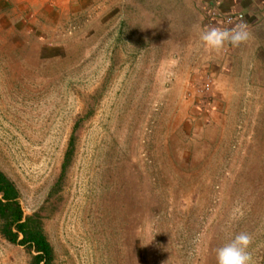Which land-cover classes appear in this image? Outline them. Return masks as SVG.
<instances>
[{"label": "rangeland", "instance_id": "obj_1", "mask_svg": "<svg viewBox=\"0 0 264 264\" xmlns=\"http://www.w3.org/2000/svg\"><path fill=\"white\" fill-rule=\"evenodd\" d=\"M196 1L0 0V169L54 264H217L241 232L264 264V0ZM30 258L0 235V264Z\"/></svg>", "mask_w": 264, "mask_h": 264}, {"label": "trees", "instance_id": "obj_2", "mask_svg": "<svg viewBox=\"0 0 264 264\" xmlns=\"http://www.w3.org/2000/svg\"><path fill=\"white\" fill-rule=\"evenodd\" d=\"M76 121L68 139L60 173L49 197L61 189L67 170L75 154ZM0 235L9 243L22 246L31 256L29 264H54V248L45 232L39 211L25 214L20 203V192L14 182L0 169Z\"/></svg>", "mask_w": 264, "mask_h": 264}, {"label": "clouds", "instance_id": "obj_3", "mask_svg": "<svg viewBox=\"0 0 264 264\" xmlns=\"http://www.w3.org/2000/svg\"><path fill=\"white\" fill-rule=\"evenodd\" d=\"M250 36L246 24H237L230 29L219 26L205 28L199 33V40L206 51L220 53L228 45L239 48L248 42ZM251 244L250 234H237L230 243L216 249L217 264H253V257L248 250Z\"/></svg>", "mask_w": 264, "mask_h": 264}, {"label": "built area", "instance_id": "obj_4", "mask_svg": "<svg viewBox=\"0 0 264 264\" xmlns=\"http://www.w3.org/2000/svg\"><path fill=\"white\" fill-rule=\"evenodd\" d=\"M213 10L214 11L212 13H213L214 17H219L227 23L240 21L241 18L243 17V15L241 13H239V14L228 13V12L221 13V12H219L218 9L217 10L213 9Z\"/></svg>", "mask_w": 264, "mask_h": 264}, {"label": "crops", "instance_id": "obj_5", "mask_svg": "<svg viewBox=\"0 0 264 264\" xmlns=\"http://www.w3.org/2000/svg\"><path fill=\"white\" fill-rule=\"evenodd\" d=\"M223 0H216L215 1V3H217V4H221V2H222ZM199 9L200 7H199V4H198V2L196 1V0H194V13L197 11L196 9Z\"/></svg>", "mask_w": 264, "mask_h": 264}]
</instances>
